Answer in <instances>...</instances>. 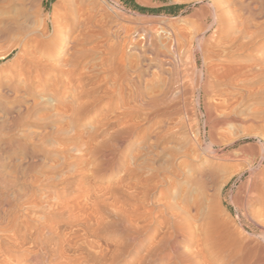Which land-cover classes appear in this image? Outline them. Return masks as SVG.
I'll use <instances>...</instances> for the list:
<instances>
[{
	"label": "rangeland",
	"instance_id": "rangeland-1",
	"mask_svg": "<svg viewBox=\"0 0 264 264\" xmlns=\"http://www.w3.org/2000/svg\"><path fill=\"white\" fill-rule=\"evenodd\" d=\"M134 1L160 11L124 0H0V264H50L52 249L85 243L89 228L103 247L128 248L118 264H174L158 256L163 222L180 212L201 221L198 204H212L230 171L220 217L231 239L219 259L238 264L237 248L262 242L264 220L232 204L250 172L214 157L259 153L264 40L239 51L240 0ZM12 23L22 32L2 36ZM209 169L206 198L196 179Z\"/></svg>",
	"mask_w": 264,
	"mask_h": 264
},
{
	"label": "bare ground",
	"instance_id": "bare-ground-1",
	"mask_svg": "<svg viewBox=\"0 0 264 264\" xmlns=\"http://www.w3.org/2000/svg\"><path fill=\"white\" fill-rule=\"evenodd\" d=\"M61 1V0H60ZM250 2H248V0H240V13H239V18L241 19L240 21V26L241 29L239 30L241 33V39H240V44H239V51L241 52L242 55L245 54L246 51H248V49L253 46L256 47L259 44L261 45V42L264 40V26H262V23H258L256 24L257 20L260 21V18L262 19V17L264 16V0H249ZM59 3V2H58ZM27 17V16H26ZM248 19H250L251 21L249 22ZM264 19V18H263ZM262 19V20H263ZM14 21V20H13ZM251 22H256L253 23L255 25L250 26L249 27L251 29L250 30V35H249V39L246 42L245 38H246V28H247V23ZM28 23V22H27ZM264 25V24H263ZM6 26V25H5ZM239 27V26H238ZM254 28V30H253ZM248 29V28H247ZM22 30V26L18 25L17 23H12L10 26H8L2 33L1 35L3 36L4 34H12L14 32H18ZM56 31V30H55ZM22 32V31H21ZM18 36V35H17ZM248 37V36H247ZM58 39V38H57ZM26 41V40H25ZM60 41V40H59ZM37 42V41H36ZM61 43V42H60ZM17 48H22V44H17L16 45ZM59 47V44H57V46L55 47V50L57 51ZM236 47V46H235ZM24 48V47H23ZM260 48V47H259ZM24 51V49H23ZM12 52V51H10ZM35 54V53H34ZM33 54V55H34ZM252 54V53H251ZM256 54V53H255ZM31 57V56H30ZM33 57V56H32ZM254 57V56H253ZM244 58V57H243ZM262 58V57H260ZM264 59V58H263ZM38 60V59H37ZM262 60V59H261ZM33 61V60H32ZM39 61V60H38ZM38 63V62H37ZM42 63V62H41ZM49 63V62H48ZM259 63V62H258ZM47 64V63H46ZM58 64V63H57ZM37 65V64H36ZM39 65V63H38ZM50 65V64H48ZM55 66V64H53ZM260 65V64H259ZM47 66V65H45ZM52 66V65H51ZM253 67V66H252ZM52 68V67H51ZM255 68V67H254ZM264 69V67H263ZM250 70V69H249ZM247 71V70H246ZM251 71V70H250ZM261 72V71H260ZM243 73V72H242ZM252 74V73H251ZM241 75V72H240ZM245 75V73H244ZM253 75V74H252ZM243 76V75H242ZM241 76V77H242ZM258 75H255L256 79H257ZM244 77V76H243ZM251 77V76H250ZM260 77V76H258ZM237 78V77H236ZM245 78V77H244ZM242 80V82L244 83L245 80ZM264 79V78H263ZM234 80V79H233ZM250 81V79H248ZM252 80V79H251ZM200 81V80H199ZM207 81V80H206ZM231 81V79H230ZM247 82V81H246ZM235 83V82H234ZM231 84V83H230ZM206 85H208V83H206ZM192 86V85H191ZM264 91V88H263ZM251 93V92H250ZM255 94V93H254ZM253 94V95H254ZM252 95V93H251ZM261 95V94H260ZM256 96V94H255ZM259 96V95H257ZM261 97V96H260ZM248 98H250L248 96ZM244 100V99H243ZM240 107V106H239ZM248 107V106H247ZM262 109V108H261ZM243 111V110H242ZM258 112V111H257ZM262 114V112H261ZM248 115V114H246ZM252 115H254L252 113ZM256 116V115H255ZM254 116V117H255ZM240 117V115H239ZM238 117V118H239ZM245 117V116H244ZM242 117V118H244ZM253 117V116H252ZM251 117V118H252ZM264 117V116H263ZM250 118V119H251ZM259 118V117H258ZM262 118V117H261ZM264 119V118H263ZM261 119L259 120V123L261 121L264 122V120ZM254 120L252 119V122ZM235 122V121H234ZM250 122V121H249ZM258 122V121H256ZM255 123V122H254ZM234 124V123H233ZM246 124V120H241V122L238 124ZM257 124V123H256ZM237 125V124H236ZM250 125V124H249ZM248 125V127H249ZM260 125V124H259ZM241 126V125H240ZM246 126V125H245ZM251 126V125H250ZM263 126V124L261 125ZM226 127V126H224ZM228 127V126H227ZM237 127V126H236ZM242 127V126H241ZM252 127V126H251ZM247 128V127H246ZM222 129V128H221ZM234 129V128H233ZM259 129V128H258ZM231 130V129H230ZM252 130V129H251ZM260 131V130H259ZM247 132V131H246ZM224 133V131H223ZM231 133V132H229ZM261 133V132H260ZM217 134V133H215ZM251 134V133H250ZM239 135V134H238ZM254 135V134H253ZM257 136V134H255ZM225 136V135H224ZM223 136V138H224ZM242 136V135H241ZM244 136V135H243ZM252 136V135H251ZM226 137V136H225ZM249 137V136H248ZM255 137V136H254ZM235 138V137H234ZM212 139V138H211ZM227 139L229 142L230 141L229 138H225ZM223 140V139H222ZM257 140V139H256ZM214 141V140H213ZM211 142V141H210ZM258 152L256 153L258 154L256 157L255 156H251V154H246L244 151H238V152H234V153H228V154H223L222 156H217L214 157L217 161L219 162H223V163H227V162H237L238 166L236 167V169L239 167L238 173L239 174H243L247 171L250 172V178H249V183L247 188L246 193L243 195L244 199H242L241 201H238L239 199H237L236 201H233V205L235 206V208L237 209L238 213L242 212L243 216L245 218H250L251 220L253 219L255 221V219H263L264 220V128L262 130V134H260L258 136ZM216 143V142H214ZM226 143V142H225ZM195 144V143H194ZM217 144V143H216ZM236 144V143H235ZM201 145V144H200ZM254 148V147H253ZM245 148H242V150ZM257 149V148H256ZM248 150V148L246 149ZM249 152V151H247ZM252 152V151H251ZM256 152V150H255ZM251 157L249 158L248 157ZM187 157V156H186ZM254 157V158H252ZM256 157V158H255ZM194 158V157H193ZM218 162V163H219ZM235 169V170H236ZM234 171V170H233ZM235 172V171H234ZM233 172V173H234ZM236 173V172H235ZM226 175H224L221 180V182H219L220 184L217 186V194L214 195V199L216 196V199L213 200L212 204L210 205V200H204L203 202L201 201V204H198L197 206V211L201 213V221L198 220L196 222L192 223V219H194V216L192 219H190V222L188 220V218H186L187 216L183 217L182 212L180 213H174V214H168L169 217L166 221H162L164 219H161V221L166 225V235L164 236V238L162 239V246L158 247V256H160V258L163 260H172L174 261V264H224L223 263V259H219L222 258L219 254L216 252V250L219 248L221 249L222 246H226L230 239H231V235H230V227H229V218L224 219L220 217V215L224 216V211H222L221 206L224 205V198H223V193L225 192L224 189L226 187L227 182L229 181L231 176V171L228 173H225ZM215 175V170L214 169H209L207 171L204 172V174L201 176V178H197V185H199V187L203 190L201 192H204L203 194L206 196H208L210 193H208L207 195V191H208V181H211V178ZM175 176V175H174ZM192 177V176H191ZM249 177V176H248ZM189 178V177H188ZM193 178V177H192ZM191 178V179H192ZM215 178V177H214ZM190 179V180H191ZM189 180V179H188ZM212 180H216L213 179ZM212 182V181H211ZM210 182V183H211ZM248 182V181H247ZM216 183V182H215ZM211 185V184H209ZM214 185V184H213ZM215 187V186H214ZM213 187V188H214ZM199 188V189H200ZM188 189V188H187ZM212 190V189H211ZM211 192V191H210ZM214 194V193H213ZM212 194V195H213ZM185 196V195H184ZM210 196V195H209ZM159 197V196H158ZM208 198V197H206ZM211 198V197H210ZM212 198V199H213ZM240 198V197H239ZM199 202V201H198ZM165 203V202H164ZM167 203V202H166ZM172 203V202H171ZM209 203V204H208ZM214 203V204H213ZM161 204V203H160ZM175 204V203H174ZM164 205V204H163ZM173 205V204H171ZM181 205V204H180ZM171 207V206H170ZM195 208V207H194ZM193 209V208H192ZM191 209V210H192ZM169 210V209H168ZM196 210V209H195ZM172 213V212H171ZM62 214V213H61ZM164 214V213H163ZM183 214H185L183 212ZM190 214V213H189ZM228 214V213H227ZM69 215V214H68ZM186 215V214H185ZM90 216V215H88ZM165 216V215H163ZM199 216V215H198ZM228 216V215H227ZM73 217V216H72ZM80 217V216H79ZM74 218V217H73ZM76 218V217H75ZM78 218V217H77ZM162 218V217H161ZM190 218V217H189ZM200 218V216H199ZM226 218V217H225ZM71 219V218H70ZM89 219H92L91 217ZM94 219V218H93ZM106 219V218H105ZM196 219V218H195ZM122 220V219H121ZM197 220V219H196ZM238 220V219H237ZM250 220V221H251ZM77 221V219H76ZM90 221V220H87ZM109 221V220H108ZM160 221V223H162ZM200 221V222H199ZM253 221V222H254ZM83 222V221H82ZM110 222V221H109ZM89 223V222H88ZM102 223V222H101ZM105 223V222H104ZM102 223V224H104ZM108 223V222H107ZM106 223V224H107ZM120 223V222H119ZM231 223V221H230ZM237 223V222H236ZM264 223V221H263ZM72 224V223H71ZM87 224V223H86ZM85 224V225H86ZM100 224V226L102 225ZM113 224V223H112ZM242 224V223H241ZM82 225V223H81ZM111 225V224H110ZM120 225V224H119ZM159 225V224H158ZM264 225V224H262ZM261 225V226H262ZM80 226V225H79ZM114 226V225H113ZM125 226V225H124ZM163 226V225H162ZM83 227V226H82ZM103 227V226H102ZM106 227V226H105ZM115 227V226H114ZM117 227V226H116ZM264 228V226H262ZM52 228V227H51ZM50 228V231H51ZM70 228V227H69ZM96 228V227H95ZM107 228V227H106ZM112 228V227H110ZM262 228V229H263ZM54 229V228H53ZM52 229V230H53ZM59 229V228H58ZM81 229V228H79ZM91 229V228H89ZM89 229H82L84 230L86 233H84L85 237H82V239H84L83 241L87 244L88 241V245L87 248H85L86 245H84L85 243H80L77 244V242L75 243L74 240H68L67 238L65 239L64 242H62L63 244L60 246V250L56 251L54 249H52L51 252V259L49 258L50 264H93V263H98V264H118V262L120 261V259L123 257V255H127L126 251L127 249L122 246L123 244H119V245H115V246H110L108 245V243H105V248L103 247L101 243V239L99 238V236H97V228L94 229L96 231H92ZM109 229V228H108ZM107 229V230H108ZM123 229V228H122ZM60 230V229H59ZM77 230V229H76ZM110 230V229H109ZM164 230V232L166 231ZM241 230V229H240ZM55 231V230H54ZM52 231V233L54 232ZM57 231V229H56ZM62 231V230H61ZM70 231V230H67ZM66 232V231H65ZM79 232V231H78ZM242 232V231H241ZM246 232V231H245ZM56 233V232H54ZM74 233V231L72 232ZM40 234V233H39ZM51 234V233H50ZM76 234V233H75ZM83 234V232L81 233ZM236 234V233H235ZM65 235V234H64ZM81 235V236H84ZM45 236V235H44ZM80 236V235H79ZM58 237V236H57ZM65 237V236H64ZM78 238V235L76 236ZM233 237V236H232ZM240 237V236H239ZM17 238V237H16ZM71 238V237H70ZM69 238V239H70ZM93 239V241L91 239ZM127 238V237H126ZM260 238V237H259ZM258 238V239H259ZM34 239V238H33ZM64 239V238H63ZM74 239V238H73ZM91 241H90V240ZM120 239V238H119ZM135 239V238H133ZM24 240V239H23ZM80 240V239H79ZM87 240V242H86ZM129 240V239H127ZM260 240L262 242H259L257 245H255L254 248H250V247H241V248H237L236 254H237V258H238V264H264V233L262 235V237L260 238ZM26 241V240H25ZM74 241V242H73ZM81 241V240H80ZM44 242V241H43ZM82 242V241H81ZM119 242V241H118ZM134 242V241H133ZM235 242V241H234ZM244 242V241H243ZM24 243V242H23ZM34 243V242H33ZM124 243V242H123ZM126 243V242H125ZM128 243V242H127ZM232 243V242H231ZM22 244V243H20ZM130 244V243H129ZM128 244V245H129ZM240 244V243H239ZM18 245V244H16ZM25 245V243H24ZM35 245V244H34ZM242 245V244H241ZM251 245V243H250ZM253 245V246H254ZM46 246V245H45ZM44 246V247H45ZM122 246V247H121ZM231 246V245H230ZM248 246V245H247ZM31 247V246H30ZM29 247V248H30ZM51 247V246H50ZM125 249H124V248ZM128 247V246H126ZM141 247V246H140ZM228 247V245H227ZM15 248V247H14ZM24 248V247H23ZM49 248V247H48ZM233 248H234V244H233ZM44 249V248H43ZM42 249V250H43ZM90 251L87 252L89 253L88 256L86 257V255H84L85 257L82 259V262H78V263H73V257L77 258V256H81V254H83L85 251ZM90 249V250H89ZM21 250V249H20ZM24 250V249H23ZM36 250V249H35ZM34 250V252H35ZM54 250V252H53ZM126 250V251H125ZM130 250V249H129ZM187 250V251H185ZM232 250V249H230ZM235 250V248H234ZM233 250V251H234ZM22 251V250H21ZM25 251V250H24ZM32 251V250H31ZM49 251V250H48ZM93 251V252H92ZM232 251V252H233ZM30 252V251H29ZM92 252V255H91ZM128 252V251H127ZM231 252V251H230ZM36 253V252H35ZM47 253V252H46ZM86 253V252H85ZM157 253V252H155ZM222 253V252H221ZM220 253V254H221ZM1 254V253H0ZM49 254V253H48ZM150 255L153 254V256H155L154 251L153 253H149ZM234 256L236 255L235 253H233ZM45 255V254H43ZM157 255V254H156ZM231 256V255H230ZM40 257V256H39ZM150 257V256H149ZM236 257V256H235ZM9 259V258H8ZM45 259V258H44ZM72 259V260H71ZM234 259V258H233ZM232 259V260H233ZM5 260V259H4ZM46 260V259H45ZM60 260V261H59ZM144 260V259H143ZM141 259V263L144 264V262L146 260L143 261ZM231 260V259H229ZM26 261V260H25ZM32 261H34V263L39 264V258L38 256H33L32 257ZM41 261V259H40ZM59 261V262H58ZM235 260V262H237ZM72 262V263H71ZM165 262V261H164ZM232 262V261H231ZM234 262V263H235ZM3 264L5 263L2 262ZM1 263V264H2ZM23 263V262H22ZM31 263V262H30ZM230 263V262H229ZM228 263V264H229ZM17 264V262H16ZM49 264V263H48ZM139 264V263H138ZM145 264H147V262H145ZM149 264V263H148ZM172 264V263H171ZM231 264V263H230Z\"/></svg>",
	"mask_w": 264,
	"mask_h": 264
},
{
	"label": "trees",
	"instance_id": "trees-1",
	"mask_svg": "<svg viewBox=\"0 0 264 264\" xmlns=\"http://www.w3.org/2000/svg\"><path fill=\"white\" fill-rule=\"evenodd\" d=\"M54 0H52L53 2ZM124 2L129 5L130 7H132L134 10L138 11V12H141V13H149V12H152V13H158L160 10H151V9H147V8H143L139 5H137L135 3L134 0H124ZM182 6H176L174 7L173 9L174 10H177V9H180ZM171 11V10H170Z\"/></svg>",
	"mask_w": 264,
	"mask_h": 264
}]
</instances>
